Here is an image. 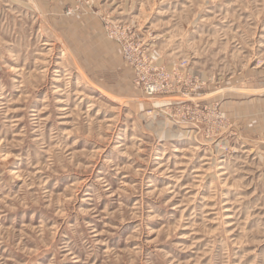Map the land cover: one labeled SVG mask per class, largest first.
I'll return each instance as SVG.
<instances>
[{"label": "rangeland", "instance_id": "obj_1", "mask_svg": "<svg viewBox=\"0 0 264 264\" xmlns=\"http://www.w3.org/2000/svg\"><path fill=\"white\" fill-rule=\"evenodd\" d=\"M0 264H264V0H0Z\"/></svg>", "mask_w": 264, "mask_h": 264}, {"label": "built area", "instance_id": "obj_2", "mask_svg": "<svg viewBox=\"0 0 264 264\" xmlns=\"http://www.w3.org/2000/svg\"><path fill=\"white\" fill-rule=\"evenodd\" d=\"M148 92H149L150 94H153V93L155 92V89H153L152 87H150V88H148Z\"/></svg>", "mask_w": 264, "mask_h": 264}]
</instances>
